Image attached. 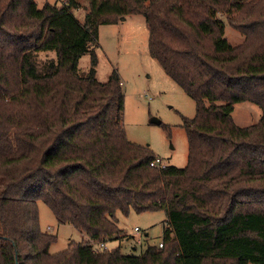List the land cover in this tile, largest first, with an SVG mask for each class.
<instances>
[{
    "label": "trees",
    "instance_id": "obj_1",
    "mask_svg": "<svg viewBox=\"0 0 264 264\" xmlns=\"http://www.w3.org/2000/svg\"><path fill=\"white\" fill-rule=\"evenodd\" d=\"M131 14L194 101L184 167L149 165L151 148L126 137L118 74L95 76L98 26ZM244 101L261 115L238 126L231 112ZM37 201L88 240L50 253L56 236L40 229ZM155 210L161 247L107 248L122 233L116 212ZM0 264H264V0H0Z\"/></svg>",
    "mask_w": 264,
    "mask_h": 264
},
{
    "label": "rangeland",
    "instance_id": "obj_2",
    "mask_svg": "<svg viewBox=\"0 0 264 264\" xmlns=\"http://www.w3.org/2000/svg\"><path fill=\"white\" fill-rule=\"evenodd\" d=\"M35 1L41 7L45 2L60 5L63 0ZM84 12L82 7L73 11L79 21H82ZM224 36L231 44L243 40V35L228 25L225 26ZM94 48L97 80L105 82L112 71L119 76L124 91L122 123L126 137L137 144L149 146L167 164L184 167L187 140L182 127L183 118L194 116L195 104L150 56L144 17L131 14L117 23L99 25ZM37 58L41 62L55 58V52L39 51ZM89 67L90 55L86 53L79 58L78 71L87 75ZM231 115L238 126H248L259 120L261 110L256 104L244 101L233 105ZM154 118L159 119L160 124L152 123ZM36 204L40 229L56 236V241L49 246L50 253L66 249L71 242L87 241L76 228L58 223L53 212L42 201ZM115 215L122 233L108 240L107 248L119 246L123 254L138 255L147 245H157L162 240L166 224L162 210L130 211L127 215L116 212ZM93 246L96 247V243Z\"/></svg>",
    "mask_w": 264,
    "mask_h": 264
},
{
    "label": "built area",
    "instance_id": "obj_3",
    "mask_svg": "<svg viewBox=\"0 0 264 264\" xmlns=\"http://www.w3.org/2000/svg\"><path fill=\"white\" fill-rule=\"evenodd\" d=\"M120 84H121V82H120ZM149 165L152 167H156V168H163L167 165V163L161 157L155 155L154 158L150 161ZM48 229H51V228H48ZM134 229H136V227ZM93 243L94 242L90 241L89 245L93 246ZM158 246L161 247L162 243L159 242ZM96 247L97 248H106V244L104 242L97 243Z\"/></svg>",
    "mask_w": 264,
    "mask_h": 264
},
{
    "label": "water",
    "instance_id": "obj_4",
    "mask_svg": "<svg viewBox=\"0 0 264 264\" xmlns=\"http://www.w3.org/2000/svg\"><path fill=\"white\" fill-rule=\"evenodd\" d=\"M151 122L155 124H160V120L157 118L152 119Z\"/></svg>",
    "mask_w": 264,
    "mask_h": 264
},
{
    "label": "crops",
    "instance_id": "obj_5",
    "mask_svg": "<svg viewBox=\"0 0 264 264\" xmlns=\"http://www.w3.org/2000/svg\"><path fill=\"white\" fill-rule=\"evenodd\" d=\"M88 240V239H87Z\"/></svg>",
    "mask_w": 264,
    "mask_h": 264
}]
</instances>
